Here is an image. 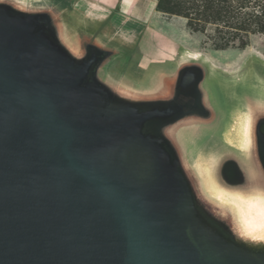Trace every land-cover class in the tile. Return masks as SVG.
Instances as JSON below:
<instances>
[{
	"label": "water",
	"instance_id": "95a60500",
	"mask_svg": "<svg viewBox=\"0 0 264 264\" xmlns=\"http://www.w3.org/2000/svg\"><path fill=\"white\" fill-rule=\"evenodd\" d=\"M83 21L0 0V264H264V218L244 220L264 208V99L246 91L244 142L225 141L201 60L135 83L110 69L133 51L108 17Z\"/></svg>",
	"mask_w": 264,
	"mask_h": 264
},
{
	"label": "rangeland",
	"instance_id": "374dc122",
	"mask_svg": "<svg viewBox=\"0 0 264 264\" xmlns=\"http://www.w3.org/2000/svg\"><path fill=\"white\" fill-rule=\"evenodd\" d=\"M25 2L54 7L58 12H71L79 15L81 21L101 23L108 17L106 28L112 39L122 38L124 45L129 46L133 55L116 59L110 66L115 76L126 77L129 81L145 84L146 76H150L158 66L144 71L151 63L175 64L181 60H201L209 69L211 79L220 87L222 96L228 104L224 118L223 140L233 144L238 142L235 126L244 121L246 106L242 105L243 95L247 92L264 99V36L251 38L243 48L235 46L225 50H216V41L207 39V34L193 33L186 28V21L175 16L152 13L148 21H142L151 12V0H22ZM140 13L135 15L122 14V10ZM138 5V6H137ZM138 9V10H136ZM122 11V12H121ZM116 12L122 14L117 19ZM100 28V24H94ZM135 49V50H134ZM136 49L138 50L137 52ZM135 52V54H134ZM143 58L140 61V57ZM167 67V65H166ZM218 87V88H219ZM214 136L218 139V133ZM193 162L200 172L207 177L206 169L212 167L210 153L201 148H194Z\"/></svg>",
	"mask_w": 264,
	"mask_h": 264
},
{
	"label": "trees",
	"instance_id": "16d2710c",
	"mask_svg": "<svg viewBox=\"0 0 264 264\" xmlns=\"http://www.w3.org/2000/svg\"><path fill=\"white\" fill-rule=\"evenodd\" d=\"M155 11L186 21L193 33L207 34L216 50L240 49L264 36V0H155Z\"/></svg>",
	"mask_w": 264,
	"mask_h": 264
},
{
	"label": "bare ground",
	"instance_id": "6f19581e",
	"mask_svg": "<svg viewBox=\"0 0 264 264\" xmlns=\"http://www.w3.org/2000/svg\"><path fill=\"white\" fill-rule=\"evenodd\" d=\"M244 128H245L244 121H240L235 126V131H236L235 136H237V140L239 141V143L244 142L245 133L247 130V128H245V130H244ZM245 213L247 214V216L244 217V220L247 222L248 225L260 224L261 221L260 222L254 221V220H257V218H254V217H259V218H261V220H263V218H264V208L259 206V204L256 202L248 203V207H247L246 211H244V214Z\"/></svg>",
	"mask_w": 264,
	"mask_h": 264
},
{
	"label": "crops",
	"instance_id": "0c3cea01",
	"mask_svg": "<svg viewBox=\"0 0 264 264\" xmlns=\"http://www.w3.org/2000/svg\"><path fill=\"white\" fill-rule=\"evenodd\" d=\"M94 1H96V2H98V3H105V4L109 3V2H106V1H104V0H94ZM151 1L155 2V0H151ZM125 2H126V0H121V3H122L123 6H125ZM155 4H156V2L153 3L152 10H151V12L149 11V14L147 15V17H146L145 19H141L140 17H138V16L140 15V13H139L138 11H137V13H136V11H135V13H134L133 10H135V8H134V6H132V5H130L129 7H131V8L133 7L134 9H132V10H122V11H123L122 14L135 15V16L138 15L137 17H138L139 19H141L142 21H148V20L151 18L153 11L156 12V11H155ZM137 6H138V5H137ZM136 10H138V9H136ZM122 11H121V12H122ZM122 14L116 12V15L118 16V17H117L118 20L120 19V16H122ZM159 14H160V13H159ZM107 15H108V17L110 16V14H107Z\"/></svg>",
	"mask_w": 264,
	"mask_h": 264
}]
</instances>
